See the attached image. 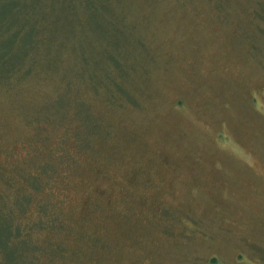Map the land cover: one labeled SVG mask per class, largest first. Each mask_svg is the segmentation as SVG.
<instances>
[{
	"label": "rangeland",
	"instance_id": "1",
	"mask_svg": "<svg viewBox=\"0 0 264 264\" xmlns=\"http://www.w3.org/2000/svg\"><path fill=\"white\" fill-rule=\"evenodd\" d=\"M131 2L84 7L87 49L57 26L44 48L65 61L0 80L2 205L23 190L13 225L39 220L24 177L49 163V209L77 235H40L86 264H264V0Z\"/></svg>",
	"mask_w": 264,
	"mask_h": 264
},
{
	"label": "trees",
	"instance_id": "2",
	"mask_svg": "<svg viewBox=\"0 0 264 264\" xmlns=\"http://www.w3.org/2000/svg\"><path fill=\"white\" fill-rule=\"evenodd\" d=\"M125 1H127L129 6L126 2H118L117 0H0V80L6 84L14 80L15 82L26 81L35 70L45 67V65H40V62H45L48 55H52L49 57L50 63L47 66L49 68L65 61L63 58L66 55L65 52L60 54L57 47L53 48V54L48 51V48H44L48 37L52 36L50 34L57 29V26L65 27L69 33L74 30L76 39L86 46L87 49V43L83 37L85 24L82 18L79 17V12L81 11L82 13L83 8L86 6H91L93 11H97L103 5L115 11L112 3H117L120 10L123 13H127L126 11L131 10L133 6L131 0ZM123 13H121V16ZM121 22L123 23L122 20ZM118 25L123 27L119 23ZM76 27L80 29V32H78V29L76 30ZM53 42L56 44L65 43V50L73 51V44L66 40L62 43ZM79 75L76 76L79 77ZM108 77L109 75L103 78V87H107L105 83H108ZM80 79L79 85L82 86L84 82H80L85 81V78L81 77ZM112 85L115 86L114 84ZM66 87L68 93L62 94L58 103L61 108L64 107L62 103H68L71 97L69 96L71 83H66ZM123 91L127 92L126 90ZM117 92L116 90L113 94H117ZM76 116L81 124L82 120L86 119L85 117ZM91 128L93 126L89 127L90 130ZM53 169L52 164L46 163V165L41 167L42 171L36 178L24 177L25 180L28 178L25 189H29L33 193L40 192L41 196L43 194V197L36 201L35 206L38 208V214L42 215L44 219L41 220V216L39 220L25 226V229L24 227L20 228L18 225L14 226L16 214H25L31 207L35 208L31 204L33 201L32 197L25 194L23 190H16V193L20 196L13 200V205H7L6 208L0 200V214L2 216L0 217V264H46L48 260L58 261L61 259H64L62 264H86L82 260L84 255L80 248L70 253L68 246H65L64 242L58 241L62 238L54 241L56 237L49 240L51 237L49 238L48 235H40L42 229H48L50 232L56 233L57 236L59 235L58 237L61 234L66 235V232L72 236L75 234L74 238L77 235L76 232H68L64 215L49 209L50 206L52 207V202L48 199V191L51 188L47 186L45 177L50 176L51 179L52 172H55ZM21 194L24 195L21 196ZM88 203L86 210H90L87 211L86 217H84L86 221L91 217V212L99 206L90 205V203L93 204L92 202ZM121 216L125 217L126 214ZM107 217L110 218L109 215ZM91 218L90 220L92 221ZM125 219L127 223L128 218L125 217ZM88 223L91 222L88 221ZM78 239H81V237L78 236ZM85 241H88L94 247L107 249L108 246L107 242L94 236H87ZM83 242L81 240V243ZM106 249H104L105 252Z\"/></svg>",
	"mask_w": 264,
	"mask_h": 264
}]
</instances>
